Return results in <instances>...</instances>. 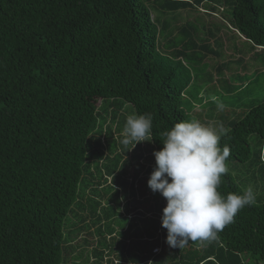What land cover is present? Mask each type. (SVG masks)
<instances>
[{
    "label": "trees",
    "instance_id": "trees-1",
    "mask_svg": "<svg viewBox=\"0 0 264 264\" xmlns=\"http://www.w3.org/2000/svg\"><path fill=\"white\" fill-rule=\"evenodd\" d=\"M147 5L164 16L224 8L221 18L230 31L264 59V0H0V264H264V195H256L216 239L180 249L165 242L160 195L142 211L145 199L138 201L127 216L134 223L118 231L121 215L97 195L104 177L89 172L90 160L97 169L109 161L111 186H127L132 197L155 166L154 157L141 163V143L125 152L130 146L121 144V134L113 139L106 116L122 133L128 115L151 114L152 153L162 148L163 132L186 120L184 88L162 53L160 38L170 26L164 22L158 30ZM196 32L194 25L181 27L180 47L171 52L176 59L202 54V62L218 55L221 40L214 49L200 45L192 38ZM255 103L223 123L229 131L220 147L230 148L226 165L247 166L245 183L260 180L264 187V100ZM126 163L131 174L121 166ZM87 181L91 197L81 191ZM245 189L227 172L218 192L226 197ZM70 215L87 230L75 246L66 236ZM80 230L74 226L71 235Z\"/></svg>",
    "mask_w": 264,
    "mask_h": 264
},
{
    "label": "rangeland",
    "instance_id": "rangeland-1",
    "mask_svg": "<svg viewBox=\"0 0 264 264\" xmlns=\"http://www.w3.org/2000/svg\"><path fill=\"white\" fill-rule=\"evenodd\" d=\"M152 14V19L158 17V22L155 23L159 30L160 24L166 22L170 28L167 32L168 35L162 36L160 39H164L162 53L169 61L175 65L174 75L176 77V83L184 88L182 93L181 108L186 115V120L198 119L202 123L208 122L224 123L230 120H236L241 118L248 110L250 106L255 105L256 100H264V59L261 56L255 57V52H248L249 46L243 38H241L236 32H231V28L228 24L222 20V10L224 8L215 9L214 13L207 12L204 8L184 9L177 11L171 15H161L156 13L152 8H149ZM194 25L197 29L196 38L193 33L195 41L201 45L202 42L209 43L211 47H215L216 40H221L222 48L218 51V55L208 57L201 62L202 54L195 55L194 59L180 58L176 59L171 52L174 47H180V41L182 39L179 36L181 27L185 25ZM216 27H220L219 31L215 32ZM211 31L213 36L208 35ZM180 49V48H178ZM260 53V50H256ZM223 65L225 68L218 73V67ZM230 88L232 90H230ZM213 97L216 99L214 100ZM217 103L224 104V110H217ZM125 114V113H124ZM129 116V115H128ZM105 125L110 127L113 133V139H117L119 134L116 132V125L112 123L109 116H106ZM117 143V142H116ZM93 144V148L97 149ZM118 145V144H117ZM115 145L110 150L113 156L116 154V150L119 152L120 146ZM105 152V145L103 144ZM152 147L147 142H142L139 149V154L142 156L141 163L143 165L150 164V158L152 155ZM93 152V151H92ZM122 157V160H128L129 154ZM93 160H90L89 172L93 173L99 180L101 177L104 179L101 181V186L97 195H104L102 202L103 206H106L111 202V206L115 208L118 215L121 216L116 220L115 227L120 228L127 227L128 224L134 222L130 220L131 214L136 208L139 207L138 201L144 200V207H140L141 211L145 210L148 206H153L155 202H160V194L152 193L147 187V181L142 184L136 185V191L134 197L130 195L128 187L111 186V178L106 177V167H108L109 161H105L103 165H99V169L95 165H92ZM111 164V163H110ZM151 165H155L154 163ZM110 166V165H109ZM123 168L131 174L133 167L131 163L121 164ZM228 172L241 182L242 188L251 187L256 195H264L263 183L258 180L257 183L247 184L244 179L246 177V165L229 162L227 164ZM145 167V171H146ZM146 174H143V177ZM119 176V173H118ZM142 177V176H141ZM89 180V179H88ZM245 189V190H246ZM81 191L84 197H91L94 194L92 184L87 181V186H82ZM157 200V201H156ZM130 203V204H129ZM119 205V207H118ZM134 214V213H133ZM85 213L83 214V216ZM132 215V214H131ZM129 218V219H127ZM86 225H90L88 220ZM85 224L78 221L73 215L68 217V223L66 227V236L68 237L70 245H77L86 236L87 230ZM74 226L81 227L82 230L78 234L71 235ZM92 229H90L91 231Z\"/></svg>",
    "mask_w": 264,
    "mask_h": 264
},
{
    "label": "clouds",
    "instance_id": "clouds-1",
    "mask_svg": "<svg viewBox=\"0 0 264 264\" xmlns=\"http://www.w3.org/2000/svg\"><path fill=\"white\" fill-rule=\"evenodd\" d=\"M216 107L223 111L225 106L217 103ZM152 128L153 117L149 113L127 116L121 144L130 147L125 152L139 143L151 142ZM228 131L218 122L183 120L162 133L163 146L152 153L155 166L147 187L166 201L161 227L166 230L165 242L170 248L216 239L240 210L256 201L251 187L242 195L229 193L225 197L218 192L222 177L228 172L230 148L220 147V140Z\"/></svg>",
    "mask_w": 264,
    "mask_h": 264
},
{
    "label": "built area",
    "instance_id": "built-area-1",
    "mask_svg": "<svg viewBox=\"0 0 264 264\" xmlns=\"http://www.w3.org/2000/svg\"><path fill=\"white\" fill-rule=\"evenodd\" d=\"M159 251H160L159 249H156L154 250V253H159Z\"/></svg>",
    "mask_w": 264,
    "mask_h": 264
}]
</instances>
